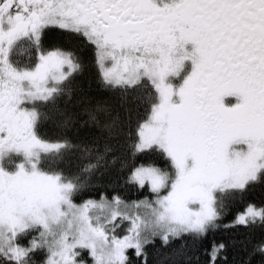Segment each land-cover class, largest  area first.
<instances>
[{"label": "snow or ice", "instance_id": "obj_1", "mask_svg": "<svg viewBox=\"0 0 264 264\" xmlns=\"http://www.w3.org/2000/svg\"><path fill=\"white\" fill-rule=\"evenodd\" d=\"M84 48L110 95L85 93L69 112L60 102ZM77 123L90 143L66 135ZM74 151L95 162L66 172ZM117 162L155 199L129 202L113 188L76 203ZM257 183L264 0H0V264H129V249L147 264L156 238H203ZM231 226L264 233V205L249 203ZM224 248L213 244L211 264ZM257 256L264 264V236L247 264Z\"/></svg>", "mask_w": 264, "mask_h": 264}, {"label": "trees", "instance_id": "obj_2", "mask_svg": "<svg viewBox=\"0 0 264 264\" xmlns=\"http://www.w3.org/2000/svg\"><path fill=\"white\" fill-rule=\"evenodd\" d=\"M84 70L77 74L72 82L73 95L71 98L64 97L60 102L62 108H66L69 112L78 111L75 107L76 101L85 93L91 96H108L109 93L99 91V84L96 79L97 69L94 66V57L90 55L87 48L81 49L79 52ZM18 59L25 61L23 52L21 51ZM48 131L50 135H56L54 129ZM66 135L73 143H90L91 132L88 128H81L79 124H74L66 130ZM111 160V156L107 158ZM95 162L91 158L83 157L79 151L69 152L65 154V162L61 164L66 172H76L84 165ZM143 161H136L140 163ZM130 174L128 169L121 170L120 163L115 165L105 164L95 171L91 176L93 187L89 189L90 195H85L76 200V203H82L83 200L89 198H97L96 192L111 191L113 188L118 189L123 197L131 201H142L155 199V195L148 189H141L138 186L126 183ZM257 206L264 205V183H257L251 186L242 196L236 197L230 204L228 211L220 221V226L207 233L203 238L193 239L185 236L182 239H175L169 245L163 246L159 238L154 243L146 246L147 264H171L170 260L165 259L173 250L183 247L184 255L179 258V264H211L210 252L213 244L219 245L223 243L225 248L221 250L216 259V264H247L248 252L254 243L258 242L264 233L258 227L255 229L244 226H231L232 221L237 213L244 210L249 204ZM129 264H145L143 258H137L135 251L129 249L127 251ZM87 264H92L91 258L85 256ZM259 257L252 260V264H258Z\"/></svg>", "mask_w": 264, "mask_h": 264}, {"label": "flooded vegetation", "instance_id": "obj_3", "mask_svg": "<svg viewBox=\"0 0 264 264\" xmlns=\"http://www.w3.org/2000/svg\"><path fill=\"white\" fill-rule=\"evenodd\" d=\"M57 33H52V34H50V42H55V40H56V38H57ZM87 50L89 51V53H90V55H92L93 57H94V54H93V52H92V50L91 49H88L87 48ZM23 52V51H22ZM23 55H24V57H25V60L27 59V56H28V53H26V52H23ZM78 55H79V53H78ZM80 56V58H81V55H79ZM81 60H82V58H81Z\"/></svg>", "mask_w": 264, "mask_h": 264}, {"label": "rangeland", "instance_id": "obj_4", "mask_svg": "<svg viewBox=\"0 0 264 264\" xmlns=\"http://www.w3.org/2000/svg\"><path fill=\"white\" fill-rule=\"evenodd\" d=\"M122 227H123V229H126L128 227L127 222H125ZM117 231H118V234H120L121 236L125 234V232L121 231L120 229H117Z\"/></svg>", "mask_w": 264, "mask_h": 264}]
</instances>
